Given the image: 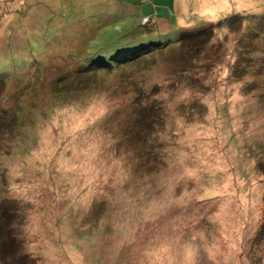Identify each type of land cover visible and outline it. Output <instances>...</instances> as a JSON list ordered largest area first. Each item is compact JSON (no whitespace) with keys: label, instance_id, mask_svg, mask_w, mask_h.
Masks as SVG:
<instances>
[{"label":"rangeland","instance_id":"rangeland-1","mask_svg":"<svg viewBox=\"0 0 264 264\" xmlns=\"http://www.w3.org/2000/svg\"><path fill=\"white\" fill-rule=\"evenodd\" d=\"M230 14L76 74L93 43ZM262 26L264 0H0V60L40 62L0 63V264H264Z\"/></svg>","mask_w":264,"mask_h":264},{"label":"trees","instance_id":"trees-1","mask_svg":"<svg viewBox=\"0 0 264 264\" xmlns=\"http://www.w3.org/2000/svg\"><path fill=\"white\" fill-rule=\"evenodd\" d=\"M235 17L236 14H230L227 21L210 24L206 27H203L201 30H194L185 33L183 32L180 34V36H177L175 38L169 37L162 42V39L160 37L163 34L151 27L152 24L154 25L156 23H152L149 26L147 23H150L151 19L150 17L145 16L143 18H147L148 22H146V24L148 26H141L142 28H144L143 31H130L119 37L120 39H126L125 41L131 40L132 42L130 44L112 46L107 43L96 42L95 44L93 43L92 45H89V49L86 52L87 58L83 59V61H81V63H79L78 66L76 65L75 67L76 74L81 78H89L91 76H97V73L99 72L112 73L117 71H129L132 68L134 70L137 63H145L149 60L148 57L153 55V53L155 54L156 52L164 51L170 48L172 45L182 48H186V46H188L192 51H195L197 49V46H200V44L209 40L211 36L216 33L215 31L216 28L218 29V26H225L226 22H229L231 18ZM260 29L261 30L256 31L257 33H255V35L253 36L254 38H259V36H261L264 39V31H262L264 29V26H262ZM41 43L42 42H38L39 45H41ZM38 44H34V46L31 45V47H35ZM101 50L104 53L108 52L109 54L101 53ZM41 51L43 52V49ZM38 52L39 51L35 50L33 58L29 60L18 61L11 57L8 60H0V63H2L4 67L10 66L11 68L18 70L19 68L27 67V65L30 64L32 60H34L36 63L34 70L37 72L39 71L40 65V62H38L36 59V55ZM2 71L8 73L10 69H5ZM140 111L142 110H138V115L134 116V119L132 120L134 125H140L138 123ZM141 122L147 123L149 126H151L147 121L145 113L143 119H141Z\"/></svg>","mask_w":264,"mask_h":264}]
</instances>
